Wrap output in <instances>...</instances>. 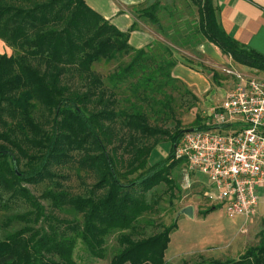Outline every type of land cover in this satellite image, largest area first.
Instances as JSON below:
<instances>
[{
	"label": "trees",
	"instance_id": "trees-1",
	"mask_svg": "<svg viewBox=\"0 0 264 264\" xmlns=\"http://www.w3.org/2000/svg\"><path fill=\"white\" fill-rule=\"evenodd\" d=\"M196 6L197 16L191 18L196 20L187 26L188 33L181 34L180 45L191 47L207 40L234 62L264 71V55L223 29L213 0H197ZM174 7L155 1L141 9L139 16L164 31L157 13L164 9L169 29L176 34L185 20ZM135 29L133 23L120 30L85 0H0V40L12 49L9 55L0 53V191L23 197L32 207L7 216V223L48 219L44 205L25 185L55 177L51 167L70 161L72 152H80L79 166L97 177L91 196L71 195L59 187L47 188L41 195L53 209L68 206L81 215V222L67 226L74 235L67 236L51 224L47 229L25 225L0 239V264H78L72 255L77 238L92 256L102 258L104 238L113 230L129 231L118 235L120 248L109 264H165L175 224L135 237V222L141 214L155 210V202L145 199L150 188L161 180L172 183L169 175L176 161L168 160L186 129L179 121L171 132L151 124L141 104L119 109L115 96L126 85L137 99H151L168 108L169 95L165 102L154 95L181 81L171 73L177 63L172 48L159 40L133 47L129 35ZM124 55H129L128 61L105 81L92 70L100 60ZM209 71L218 83L216 71ZM72 72L80 82L73 81ZM36 106L42 108L39 118L34 115ZM119 125L128 132L127 139L118 133ZM157 135H166L172 149L163 160L148 164ZM122 143L123 152L118 154ZM23 161L25 169H20ZM217 207L208 206L199 213L206 215ZM262 224L257 244L238 258H201L182 264H264V218Z\"/></svg>",
	"mask_w": 264,
	"mask_h": 264
},
{
	"label": "rangeland",
	"instance_id": "rangeland-1",
	"mask_svg": "<svg viewBox=\"0 0 264 264\" xmlns=\"http://www.w3.org/2000/svg\"><path fill=\"white\" fill-rule=\"evenodd\" d=\"M196 1L197 0H165V3L172 6V8L175 6L174 8L179 10L177 16L182 15L184 18H187L182 22V24L187 27L190 23L194 24L193 22L196 20L191 19L197 16ZM169 25H171L170 22L167 24L168 29ZM189 29L190 28H188V30ZM173 33L175 32L172 30L171 33H169L171 35V42L180 45L181 38L177 35H173ZM0 42H2L0 44V53L11 54L12 49L3 41L0 40ZM128 59L129 55H124L110 61L100 60L93 64L92 70L105 81L108 74L112 73V71L118 68V66L126 63ZM191 65V68L198 69L202 73H207L210 77L211 72L209 71V68L216 71L218 83L213 82L214 84L212 87L214 91L217 90L216 93H218V96H220L219 91L222 89L227 93L235 80L234 75L228 73V70L240 73H244V71L241 70L247 71L244 67H240L241 70H235L231 68L230 63H226L218 68L206 66V64L204 65L201 62H198L197 64L193 63ZM71 77L74 82H80V79L75 72H72ZM81 83L83 84L82 80ZM212 87L209 89L210 92L213 91ZM127 89L128 88L125 85L117 91L115 96L118 101L117 107L126 110L131 103L141 104L144 111L147 112L151 124L162 125L168 128L170 132L174 130L176 121H179L180 127L186 130L197 127L202 124L204 115L220 102L217 100L213 101V95H215V92L210 95V92L200 93L198 91L197 95L200 98L198 100L185 83L182 81L175 82L173 86L165 87L162 92L154 95L155 98L161 99L163 102L167 99H165V95L170 96L169 107L171 110L169 111V107L164 108L161 103H154L151 99L148 101L137 99V97L132 96ZM158 109L160 112L156 113ZM41 113L42 108L36 106L34 109V115L36 118H39ZM117 128L118 133L124 135L127 139L128 132H126V130L120 125L117 126ZM234 128L237 127H224L218 131L226 133ZM155 139L158 141L156 140L157 145L154 147V154H161V156L158 160H155L154 163L166 158L172 149L171 141L166 135H157L153 138V141ZM124 144L125 143L121 144V147L117 151L118 154H122ZM174 151L173 156L168 160V163L176 161L169 175L172 183L166 184L161 180L153 185L146 193V201L149 203L155 202V210L152 212H145L138 217L135 222L137 228L134 230V236H149L162 230V227L174 223L175 226L169 234L165 250V264H182L184 261L195 262L201 258H213L209 257L211 250L197 251V249L218 246L222 243V234L230 230V225L232 222H237L239 216H227L225 210L220 208V206L212 210L210 212L211 214L200 215V210L215 204V202L211 201L210 198L204 194V192L208 190V187L205 185V179L199 177L201 174H196L197 172L194 171H188L186 161L184 159H177L174 156ZM71 154L73 155V158L67 163L51 167L52 172L55 173V177L52 179L46 178L39 184L25 185L30 190L31 194L38 198L41 204L44 205L48 219H41L38 223H34V221L27 223L18 220H12L7 223V216L15 213L28 212L32 210V207H30L23 197H10L8 193L0 191V239H3L8 233L25 225L30 226L32 229L42 227L47 229V225L51 224L56 226L59 231L65 232L67 236L74 235V232L68 229L67 226L81 222V215L72 212L68 206H64L61 209H53L48 199L41 198L42 193L47 188L51 187L63 188L71 195H92L94 184L97 181L96 174L92 170L79 166L77 160L81 155L80 152L74 151ZM149 157L150 155L148 156L147 161L148 164H151ZM24 162L25 161L20 164V169H25ZM120 170H126V167H120ZM134 175L135 174L132 176ZM100 192L101 191H96V194H99ZM187 205H192L194 208L196 215L192 218L180 213L181 209ZM253 214L246 217L243 216L244 220L240 227V231L245 233L243 242L245 249L257 244L258 233L263 227L262 219L264 217L257 222V220L255 221L252 219ZM30 218L32 219L33 216L31 215ZM250 228L253 229L252 233H249ZM128 231L129 230H113L105 236L103 245L104 257L102 258L92 256L87 250L85 244L77 238L72 254L73 259L78 264H109L111 257L117 253L120 248L117 240L118 235L120 232ZM236 256L237 254L228 253L219 257V259H232Z\"/></svg>",
	"mask_w": 264,
	"mask_h": 264
},
{
	"label": "built area",
	"instance_id": "built-area-1",
	"mask_svg": "<svg viewBox=\"0 0 264 264\" xmlns=\"http://www.w3.org/2000/svg\"><path fill=\"white\" fill-rule=\"evenodd\" d=\"M235 80L202 127L185 130L174 156L203 174L229 217L253 214L264 186V75L227 71ZM234 126L226 133L218 131Z\"/></svg>",
	"mask_w": 264,
	"mask_h": 264
},
{
	"label": "crops",
	"instance_id": "crops-1",
	"mask_svg": "<svg viewBox=\"0 0 264 264\" xmlns=\"http://www.w3.org/2000/svg\"><path fill=\"white\" fill-rule=\"evenodd\" d=\"M155 1H159V6L167 5L165 0H85L89 7L98 12L105 19L109 20L120 30H127L131 24L136 23V29L129 35V43L133 47L141 48L155 40L163 41L165 44L169 45L177 59L176 65L172 68V75L185 83L198 100L200 98L197 95V92H210L209 89L214 83L207 73H202L198 69L191 68V64L193 63L197 64L198 62H201L204 65L206 64V66H211L213 68H218L226 63H230L231 68L235 70H241L240 67H244L247 71H241L256 72L264 75V71L234 62L230 57L223 54L216 46L207 40H201L191 47L188 45H176L172 43L169 38V36H171L169 34L171 33V30L168 29L167 26L170 21L165 20L166 14L164 9H162L163 11L157 12L164 31L161 30L160 26L151 23L148 18L139 16V11L141 9L149 6ZM213 4L216 8L215 15L217 21L223 29L241 44L264 55V0H213ZM182 19L185 20L187 18ZM177 30L176 34L173 33V35H177L180 38L181 34L189 32L187 27L182 23ZM1 43L2 42H0V44ZM213 92H215V95H213V101L217 100L218 102H221L226 94L223 89L219 91L220 96L216 93L217 90L211 91L210 95ZM149 155V161H151V164H154L155 160H158L161 156V154H154V148ZM196 174L201 173L197 172ZM199 177L205 179V185L208 187V190H206L204 194L210 198L211 201L215 202L213 206L218 205L220 208H223L222 204L216 200V192L211 187L207 178L203 174ZM257 195L258 203L252 219L255 221L257 220L258 222V220H261V218L264 217V186L257 188ZM195 215L194 211V216ZM237 216H239L237 222H232L230 230L222 234V243L218 246L202 247L201 249H197V251L211 250L209 257L213 258H219L228 253L237 254L239 257L245 249V245L243 244L245 233L240 231L244 217L242 215ZM252 231L253 229L250 228L249 233H252Z\"/></svg>",
	"mask_w": 264,
	"mask_h": 264
},
{
	"label": "water",
	"instance_id": "water-1",
	"mask_svg": "<svg viewBox=\"0 0 264 264\" xmlns=\"http://www.w3.org/2000/svg\"><path fill=\"white\" fill-rule=\"evenodd\" d=\"M191 129H195V128H191ZM180 213L192 218L194 216V208L192 205H187L181 209Z\"/></svg>",
	"mask_w": 264,
	"mask_h": 264
}]
</instances>
